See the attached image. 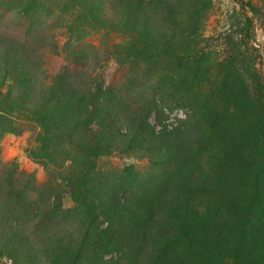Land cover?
I'll return each instance as SVG.
<instances>
[{
    "label": "rangeland",
    "instance_id": "374dc122",
    "mask_svg": "<svg viewBox=\"0 0 264 264\" xmlns=\"http://www.w3.org/2000/svg\"><path fill=\"white\" fill-rule=\"evenodd\" d=\"M57 2L48 0L49 18L35 27L33 38L25 39L28 23L14 15L5 1V7L0 8V41L20 36L17 46L27 44L37 51L32 57L35 69L48 85L61 76L71 84L67 79L71 70L82 74L84 81L96 80L124 91L128 102L118 113L126 123L127 137L92 159L97 179L112 178L118 191H130V201L136 205L144 191L152 188L156 197L164 191L163 184L150 183L162 164L168 166L165 174L175 175L177 169L182 178L181 166L187 165V180L196 178L199 184L210 186L208 192L194 189L199 213L218 209V215H211V224H194L190 236H180L182 242L169 254L158 249L180 233L177 215L184 209L175 216H162L152 232L129 226L127 233H116L113 252L99 256L97 264H220L210 258L227 244L235 246L242 227L238 217L249 209L250 230L255 231L264 210L259 201L264 198V128L253 109L259 92L264 96V0H165L160 6L153 4L147 8L155 14L150 24L156 39L149 41L137 40L135 34L130 37L136 39L131 40L122 32L111 34L103 29L91 30L78 41L67 29L74 12ZM163 49L171 56L162 53ZM0 51L4 54L2 47ZM71 51L80 54L79 61L72 60ZM168 94L187 97L189 102L181 106L180 99H169ZM237 95L239 105L246 104L245 108L234 104L231 97ZM1 102L5 103L2 96ZM1 115L5 116L0 108ZM8 118L10 123L5 124L0 118V194L7 192L5 198L12 203L16 192L23 191L25 204L33 213L38 198L50 199L52 208L74 209L69 178L86 169L83 159L78 161L73 150L64 151L46 166V158L38 154L41 144L37 135L43 129L24 115ZM101 123L98 118L92 129L102 133ZM13 126L17 133H2L3 127ZM165 147L169 151L165 152ZM204 152L212 153L202 158ZM172 159L174 163L169 162ZM179 185L172 183L166 189L169 194L164 204L169 209L186 206L187 194L182 191L191 189ZM98 217L97 224L105 228L103 217L99 213ZM16 225L14 220L12 230ZM65 225L69 238L78 245L85 228L80 229L74 221ZM58 230L36 218L21 234L27 245L41 251ZM260 235L254 239L253 254L260 255L259 264H264L262 246L257 242ZM0 264H12V260L5 256Z\"/></svg>",
    "mask_w": 264,
    "mask_h": 264
},
{
    "label": "trees",
    "instance_id": "16d2710c",
    "mask_svg": "<svg viewBox=\"0 0 264 264\" xmlns=\"http://www.w3.org/2000/svg\"><path fill=\"white\" fill-rule=\"evenodd\" d=\"M5 1L14 15H17L24 23H28L25 27L27 29L25 39L33 38L35 27L49 18H46L48 0H0V8L5 7ZM164 1L58 0L57 3L63 4L65 9L74 12L71 22L73 24L69 23L67 29L78 41L86 38L91 30L102 29L108 30L111 34L122 32L129 37L135 34L137 40L149 41L155 38L150 24L155 14L148 8L153 4H156L153 6H160ZM19 38L21 37L8 36L0 41V47L4 50V54L0 51V96L5 100V103H0L1 112L5 115L0 117L2 122L10 123L8 115L17 114L24 115L33 123L38 124L43 129L37 135L41 144L38 154L46 158V166L54 157H61L64 151L73 150L79 155L76 158L78 161L83 159L81 163L86 169L81 170L80 173H73L69 178V188L76 202V207L71 211H66L59 205L52 208L50 199L42 201L38 198L39 204L37 208H33L35 209L33 213L25 204L26 198L23 191L16 192L12 203L9 202V198H5L7 192L0 194L3 196L1 198H5L4 201H0V259L9 256L12 264H97L99 256L113 252L117 232L127 233L129 226H133L135 231L142 227L152 232V227L159 222L162 216L170 214L175 216L181 211L180 209H184V213L177 215L180 233L177 232L172 240L170 239L166 245L158 249L161 253L168 252L169 254L172 249L175 251L176 246L182 242L180 236H190L188 231L189 228L193 229L194 224L201 227L212 223L213 216L218 215L215 214L218 209L207 208L201 215L196 204L197 191L194 190L201 188L200 190L208 192L210 186L199 184L196 178L193 181L192 179L187 180L188 177L185 175L187 165L181 166L184 171L182 178L180 170L177 169H175V175L165 174L167 164H162L164 167H160V170L157 169L153 173V182L150 183L163 184L161 188L164 191H159V196L156 197L153 196V189L150 188L149 191L143 192L142 201L136 205L130 201V191H118L114 187L115 182L112 178L99 181L97 171L92 165V159L101 155L105 148L110 151L115 142L121 140L120 138L127 137L126 123L121 120L123 118L118 113L128 102L124 99V91H117L112 85L105 86L103 82L99 83L96 80L84 81L82 74H72L71 70L67 74V79L72 82L71 84L63 81V76H61L52 85H48L44 82L45 78L40 77V73L38 74L35 69L32 57L37 51L27 48V44L17 46L16 39ZM136 38L130 37L131 40ZM161 52L171 56L168 49H163ZM70 54L72 60H80V54L72 51ZM83 54L86 56L87 53ZM4 88L6 92H3ZM259 93L260 97L258 96L253 109H255V119L264 128V96L262 92ZM168 98L180 99L181 106L189 102L187 97H175L174 94H168ZM231 98L239 108H245V102V105H239L241 101L238 95L237 98ZM185 106L189 107L190 103ZM98 118L102 119L101 124H104L102 133L92 129V125ZM140 125L141 123L138 126ZM7 131L18 132L14 126L3 127L2 133ZM63 145L68 149H64ZM167 150L165 147V152ZM211 153L204 152L202 158ZM176 156L179 158V155ZM175 159L169 162L174 163ZM172 183L180 184L179 187L183 190L191 189L186 192L182 191L184 195L187 194L186 206L177 205L172 209L165 206L164 200L169 194L166 189ZM57 196L59 197V193ZM11 199L12 195L10 201ZM259 201L264 204V198ZM248 210L243 216L238 217V224L242 227L235 246L230 247L229 244L223 246L218 253L212 255L210 260L220 261V264H229L228 259H232L234 264H259L260 255L256 257L253 254V242L257 234H261L257 242L259 241L262 246L261 256L264 258V210L261 224L255 231L250 230V217L247 215L251 211ZM98 213L103 217L102 223L106 225L105 228H100L97 224ZM30 218H38L46 221L51 227L60 229L54 235V240L46 242L41 251L27 245L21 234L25 225H30L32 221L35 222V219ZM14 220L18 225L12 230ZM70 221H74L80 229L85 228L83 240L78 245L69 238L70 230H66L65 224ZM59 232L61 233L58 235ZM164 237H168L167 234ZM104 263L110 264L108 261Z\"/></svg>",
    "mask_w": 264,
    "mask_h": 264
}]
</instances>
